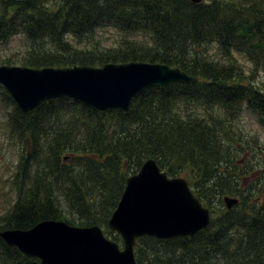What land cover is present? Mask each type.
<instances>
[{"label": "trees", "instance_id": "16d2710c", "mask_svg": "<svg viewBox=\"0 0 264 264\" xmlns=\"http://www.w3.org/2000/svg\"><path fill=\"white\" fill-rule=\"evenodd\" d=\"M110 29L121 37L107 48L97 36ZM16 38L25 52L0 64L151 62L199 81L148 89L127 112L62 97L31 115L0 86L14 109L11 131L27 148L16 171L18 198L0 231L63 220L105 227L122 242L109 218L127 178L152 158L170 177L189 169L194 193L217 217L194 237L138 239V264H264V144L253 146L234 128L244 104L264 120V82L254 81L264 75V0H0V44ZM238 53L253 63L257 85L245 81ZM227 195L240 202L219 207L218 216L210 198ZM0 264L40 262L0 239Z\"/></svg>", "mask_w": 264, "mask_h": 264}, {"label": "water", "instance_id": "95a60500", "mask_svg": "<svg viewBox=\"0 0 264 264\" xmlns=\"http://www.w3.org/2000/svg\"><path fill=\"white\" fill-rule=\"evenodd\" d=\"M196 3L202 0H192ZM179 68L144 62L105 66L34 69L0 65V84L26 114L43 102L68 97L99 111L127 112L132 100L149 88L196 83ZM230 209L238 199H224ZM210 224V211L183 178L168 179L156 161L147 160L138 174L127 179L109 227L124 240V250L98 226L76 227L46 220L31 229L5 230L0 238L41 264H136V239L192 236Z\"/></svg>", "mask_w": 264, "mask_h": 264}, {"label": "rangeland", "instance_id": "374dc122", "mask_svg": "<svg viewBox=\"0 0 264 264\" xmlns=\"http://www.w3.org/2000/svg\"><path fill=\"white\" fill-rule=\"evenodd\" d=\"M120 33L114 30H107L102 32L97 36L100 39L101 45L104 47H111L114 45L115 41L120 39ZM26 50V42L22 38H16L8 42L7 44H0V60L9 56H19L22 55ZM215 51V49H213ZM213 51V52H214ZM235 59L239 66L243 67L246 71V75L249 76L246 82L255 84L257 81L259 86H262L264 82V75L262 71L258 73L259 77H254V81L250 76L253 71V63L248 60V58L243 54H235ZM257 85V84H255ZM0 92V220L7 215L9 210L13 207L17 200V168L22 153L26 152V142L22 139H18L16 135L13 134L10 127V114L13 111V106L8 105L4 102V96ZM264 121L256 113L247 107V104L242 106V110L236 116L235 130L243 135L244 141L247 140L248 143L254 142L264 144ZM247 143V144H248ZM64 156H68L64 154ZM68 161V160H67ZM185 174L181 176L187 179L189 182L190 170L187 169ZM252 177L247 180L250 181ZM192 186V184H191ZM241 188L244 185H240ZM225 197V196H224ZM224 197L222 199L224 200ZM232 197V196H231ZM213 202L217 203L216 207H221V209H227L222 201H218L216 198H210ZM217 214H220V208L217 209Z\"/></svg>", "mask_w": 264, "mask_h": 264}]
</instances>
